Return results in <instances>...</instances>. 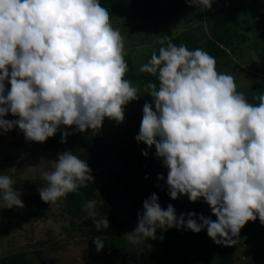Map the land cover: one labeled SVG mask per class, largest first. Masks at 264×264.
Returning <instances> with one entry per match:
<instances>
[{"label": "clouds", "instance_id": "9594fccd", "mask_svg": "<svg viewBox=\"0 0 264 264\" xmlns=\"http://www.w3.org/2000/svg\"><path fill=\"white\" fill-rule=\"evenodd\" d=\"M187 2L211 9L214 0ZM158 43V53L139 68L158 84L144 87L152 103L143 106L135 139L155 147L168 170L171 199L202 198L216 220L200 215L198 222L195 213L177 217L154 193L143 202L137 227L123 239L138 246L157 239L158 229L197 234L207 229L214 243L234 246L248 222L258 218L264 225V94L249 103L235 78L217 71L215 58L203 49L189 50L168 36ZM126 55L124 37L100 0H0V130L18 127L27 141L42 144L61 126L84 133L100 130L106 118L123 123L125 106L140 97V89L125 78ZM6 81L11 87L5 95ZM9 113L18 119H4ZM68 135L63 132L60 142ZM43 179L39 195L46 204L93 181L88 164L71 151L59 154ZM14 184L0 174L3 208L24 207ZM85 210L97 229L108 228L107 217L96 219L95 201H87ZM104 239H93L97 252Z\"/></svg>", "mask_w": 264, "mask_h": 264}, {"label": "trees", "instance_id": "16d2710c", "mask_svg": "<svg viewBox=\"0 0 264 264\" xmlns=\"http://www.w3.org/2000/svg\"><path fill=\"white\" fill-rule=\"evenodd\" d=\"M100 3L109 11L111 20L124 18L127 21L135 22V31H139L147 25H152L162 31H174L176 26L181 23L184 24L191 17L201 15L208 17L214 14L215 21L211 26L210 35L202 45L198 44L194 35L186 36V41L190 43L187 46L189 50L199 48L213 56L216 60L217 71H222L226 67L236 68L237 63L234 61L233 56L236 57L242 54L241 48L247 40L259 38L260 42L264 41V0H214L211 9H204L203 6L192 7L187 0H100ZM246 11H249L252 18H259L263 26H258L256 23L249 24L246 19L243 20L242 12ZM243 27L247 30L246 33L240 32ZM251 32L257 34V38H254ZM171 39L176 45L182 43L179 39L173 37ZM254 42L256 47H258V41L254 40ZM159 47L160 45L158 44L156 49L148 54L147 61L154 51L158 53ZM260 57L263 60V65L261 66L264 68V50L263 53H260ZM126 61L129 67H133L131 57H128ZM254 66L257 68L258 64L254 62ZM125 78L130 80L133 85L139 81L144 86L147 83L158 84L155 77L144 73L136 74L132 68L129 69ZM257 80L256 75H253L251 88L246 95L249 103H258L254 97L264 94V82L261 83ZM237 91L243 93L241 89ZM106 140L107 137L101 129L98 131L89 129L84 133H79L75 129L74 132L67 136L66 143H61V136L55 135L42 144L43 152L52 153L56 160L59 154L71 151L80 159L85 160L91 169L93 181L87 182V186L80 188L77 192L69 193L64 198V210H67L68 214L74 218L84 219L82 222L83 228H81L84 235L91 238V243L96 237H105L104 248L99 252L101 256L98 257L100 261L97 264H116L117 261L112 257V254L119 251L124 256L120 260L125 264L128 262H132V264H159L153 256V252L159 249L162 243L159 237L163 236L164 242L167 238H172L173 235L175 242H178L180 239L176 236L178 232L184 233L182 234V239L189 243L192 252V254L188 255L189 260H185L182 264L234 263L237 249L241 245L243 237L248 234L252 227L261 224L258 218L256 221H250L246 224L241 230L239 237L236 238L238 242L234 246L225 247L218 252L216 262L212 261L208 250L203 246V230L197 234L186 228L179 230L172 228L166 231H157V239H149L144 245L122 246L121 241L124 238L122 232L128 228L130 221L135 218L133 217L123 224L119 221L118 197L122 191L128 190L127 194L133 196L132 202L137 213L143 212V202L154 193L158 196V202L163 209H166L169 204L174 207L177 203L166 199L169 197H165L163 194L167 188L161 180H158V176L162 171L166 170L168 172V170L163 166L162 161L157 158L154 146L149 149L143 143H138V146L132 145L122 167L106 169V164L110 157ZM144 151L148 153L146 157L142 155ZM7 159L10 162L12 160L9 155ZM127 160L129 161L128 163L126 162ZM0 174L11 176L15 181L14 190L20 192L38 190L46 186L44 179H20L12 176L9 170L4 171L1 169ZM32 200L36 202L34 197H32ZM87 201H99L98 205L95 204L96 219L107 217L108 228L102 226L97 229L93 218L85 210ZM179 206L181 210L178 217L181 214L186 216L187 213H195L198 222L200 215L205 218L216 219L212 215L209 205L202 198L193 203L183 197ZM36 207L37 209L33 211L34 215L36 217L45 216V209H41L39 206ZM7 211V214L0 213L1 232H5L8 222H12L15 218L12 213L13 208L7 209ZM93 248L95 250L93 252L94 256H97L98 252L95 244ZM95 261H97V258ZM0 264H34V259L28 257L24 252H19L0 257Z\"/></svg>", "mask_w": 264, "mask_h": 264}, {"label": "rangeland", "instance_id": "374dc122", "mask_svg": "<svg viewBox=\"0 0 264 264\" xmlns=\"http://www.w3.org/2000/svg\"><path fill=\"white\" fill-rule=\"evenodd\" d=\"M244 16V17H243ZM243 20L249 24L263 26L259 18H252L249 11L242 12ZM215 21V15L208 17L194 16L189 18L187 22L176 26L174 31L156 29L152 25H147L135 31V22L127 21L124 18L112 19L111 23L114 28L118 29L125 41V49L127 52L126 59L131 57L133 72L136 74H143L139 72L142 64L146 63L147 56L156 49L160 36H168L179 39L186 46L190 45L186 41V36L194 35L198 44H203L205 39L210 35L211 26ZM247 23V25H248ZM245 27L241 29V33H246ZM251 35L257 38V34ZM254 40L258 41V47ZM254 40H247L242 46L243 51L240 56H233L237 63L236 68L226 67L222 71L232 75L235 78L237 90L241 89L246 96L252 85V77L256 75L259 82H264V68L263 60L260 53L264 50V41L259 38ZM258 48V49H257ZM260 51V52H259ZM254 62L258 64L256 68ZM6 92L10 90V83L5 82ZM134 86L140 89V97L125 106V119L123 123L117 124L116 121L105 119L101 130L107 137L106 142L108 151L110 153L109 160L106 164V169H116L118 166L122 167L124 160L127 159V154L130 153L132 145L138 146L136 136L139 133L140 124L143 116V106L145 102L152 103V97L145 93L144 85L139 81ZM153 110H155L153 105ZM4 119L12 121L18 119L13 117L10 113ZM75 131V127L61 126L57 131L56 136H61L63 132L69 134ZM81 133V132H79ZM43 144V143H42ZM42 144L27 141L24 134L18 127H14L12 131L4 133L0 130V169L9 170L12 176L20 179L34 180L36 178L43 179V173L50 172L54 169L55 156L52 153H46L42 150ZM11 156V162L8 161L7 156ZM129 162L128 160L126 161ZM160 175L165 179L162 181L167 188L166 179L167 171L164 170ZM139 186V185H138ZM128 191V190H127ZM127 191H122L118 197L119 201V221L123 224L125 221L132 219L127 229L122 234L125 236L131 233L138 224L137 210L134 208L132 202V195H128ZM20 199L24 207L13 208L12 222H8L5 232L0 230V257H5L8 254L24 252L34 259V264H97L101 253L98 252L94 256L93 242L91 243L88 236L84 235L82 231L83 218H74L64 210V201L62 198L55 204L44 203L39 195V189L33 191H23ZM165 197L176 204L174 209L178 217L181 207L179 206L181 199L187 196H180L176 200H172L167 190L163 192ZM35 198L36 202L32 200ZM99 201L95 204L98 205ZM36 206L45 209V216L36 217L33 213L37 209ZM36 207V208H35ZM9 210V209H8ZM7 208H3V202L0 200V213L7 214ZM215 221V218H211ZM82 227V228H81ZM85 229V228H84ZM161 231V230H157ZM204 239L203 246L208 250L212 261H217V254L223 250L225 246L218 245L213 242L207 235V229H203ZM184 233L178 232L180 239L175 242V237L167 238L161 243L159 249L153 252L154 258L159 264H182L185 260H189L188 255L192 254L190 245L183 238ZM75 241V242H73ZM89 241V242H88ZM122 246L129 247L126 240L122 239ZM110 254V253H109ZM106 254V255H109ZM123 254V253H122ZM122 254L115 252L112 257L116 259V264H125L120 259ZM97 258V261H95ZM264 264V225L260 224L250 229L248 234L241 240V245L236 252V258L233 264ZM127 264H132L128 262Z\"/></svg>", "mask_w": 264, "mask_h": 264}]
</instances>
